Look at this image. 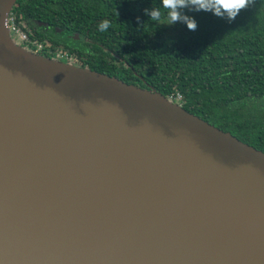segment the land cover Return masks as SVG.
Wrapping results in <instances>:
<instances>
[{
	"label": "water",
	"instance_id": "1",
	"mask_svg": "<svg viewBox=\"0 0 264 264\" xmlns=\"http://www.w3.org/2000/svg\"><path fill=\"white\" fill-rule=\"evenodd\" d=\"M0 0V264H264V152L179 101L19 45ZM42 25V24H40ZM205 192L204 208L186 197ZM167 199L155 210L147 199ZM194 222V223H193Z\"/></svg>",
	"mask_w": 264,
	"mask_h": 264
},
{
	"label": "trees",
	"instance_id": "2",
	"mask_svg": "<svg viewBox=\"0 0 264 264\" xmlns=\"http://www.w3.org/2000/svg\"><path fill=\"white\" fill-rule=\"evenodd\" d=\"M152 8L166 19L162 0H18L12 13L44 45L33 53L54 59L50 53L62 50L81 68L168 99L181 94L189 113L264 152L261 115L253 104L244 108L264 100V0H251L233 21L185 9L195 31L183 22H152L145 13ZM105 19L110 27L101 32ZM57 29L82 40L62 43Z\"/></svg>",
	"mask_w": 264,
	"mask_h": 264
},
{
	"label": "bare ground",
	"instance_id": "3",
	"mask_svg": "<svg viewBox=\"0 0 264 264\" xmlns=\"http://www.w3.org/2000/svg\"><path fill=\"white\" fill-rule=\"evenodd\" d=\"M203 188L200 186H190L186 193V197L195 202L199 208H204L203 215L199 221L207 218V209H213L208 204ZM161 191H156L151 194L146 203H149L155 210H163L167 199L161 196ZM219 200L218 212H220L225 219L234 223V227L225 229V232L233 233L245 242H255L264 246V225L260 216L249 208L240 203L228 202L222 198ZM194 223V222H193Z\"/></svg>",
	"mask_w": 264,
	"mask_h": 264
},
{
	"label": "clouds",
	"instance_id": "4",
	"mask_svg": "<svg viewBox=\"0 0 264 264\" xmlns=\"http://www.w3.org/2000/svg\"><path fill=\"white\" fill-rule=\"evenodd\" d=\"M250 2L251 0H162V7L166 10V19H162L164 14L157 8L145 9V13L152 22H161L167 25L183 22L187 24L189 30L195 31L197 21L185 15V9L212 12L217 17H227L229 21H233L242 10L249 6ZM98 27L101 32L107 31L110 21L105 19Z\"/></svg>",
	"mask_w": 264,
	"mask_h": 264
},
{
	"label": "built area",
	"instance_id": "5",
	"mask_svg": "<svg viewBox=\"0 0 264 264\" xmlns=\"http://www.w3.org/2000/svg\"><path fill=\"white\" fill-rule=\"evenodd\" d=\"M6 27L10 31L11 35L15 38L17 37L20 42L28 44L31 48H36L38 51H44V45L41 43H38L30 38V36L17 24L16 18L14 14L11 12L6 20ZM54 55L56 56L57 60H60L59 58H64L65 60H68L69 63L74 64L75 58L71 56L69 53H59L55 52ZM173 101H182V95L178 94L175 98H170ZM181 103V102H180ZM182 105V104H181Z\"/></svg>",
	"mask_w": 264,
	"mask_h": 264
},
{
	"label": "rangeland",
	"instance_id": "6",
	"mask_svg": "<svg viewBox=\"0 0 264 264\" xmlns=\"http://www.w3.org/2000/svg\"><path fill=\"white\" fill-rule=\"evenodd\" d=\"M14 38V37H13ZM16 41H17V43L19 44V45H21V46H23L25 49H27V50H31V47L28 45V44H26V43H23V42H20L19 41V39L17 38V37H15L14 38ZM60 49H62L61 47H60ZM34 51V50H33ZM59 53H64L62 50H59ZM54 57V59H56V56H53ZM60 59V61H62V62H65V63H67V62H69L68 60H65L64 58H59ZM74 65H76V64H74ZM181 104V103H180ZM249 105L246 107H244L245 109H247V108H249L250 107V105L251 104H253V111L256 113V114H260L261 115V117H259V120H261L262 121V123H264V100H251V101H249V103H248ZM252 107V106H251ZM249 111H250V109H249ZM221 122V121H220ZM223 122V121H222ZM230 123V122H229ZM231 126H235V124H231Z\"/></svg>",
	"mask_w": 264,
	"mask_h": 264
},
{
	"label": "flooded vegetation",
	"instance_id": "7",
	"mask_svg": "<svg viewBox=\"0 0 264 264\" xmlns=\"http://www.w3.org/2000/svg\"><path fill=\"white\" fill-rule=\"evenodd\" d=\"M56 38L58 41L62 42V43H68L70 40L76 41V42H81L82 38H80V36L77 33H73V34H68V33H64V31L57 29L56 31ZM55 52H51L50 54L52 56L54 55ZM72 56V55H71Z\"/></svg>",
	"mask_w": 264,
	"mask_h": 264
}]
</instances>
